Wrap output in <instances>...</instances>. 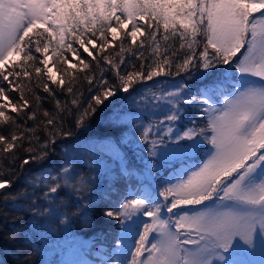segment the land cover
Instances as JSON below:
<instances>
[{"label": "snow or ice", "instance_id": "6c2138e0", "mask_svg": "<svg viewBox=\"0 0 264 264\" xmlns=\"http://www.w3.org/2000/svg\"><path fill=\"white\" fill-rule=\"evenodd\" d=\"M128 25L131 31L126 34L135 50L121 43L114 55L102 54ZM86 33L91 35L86 37ZM140 36L145 39L137 45ZM66 37L78 43L91 61L81 58L72 43L66 44ZM50 45L52 54L48 55ZM64 50L73 53L79 64L68 61ZM53 57L57 62L63 60L69 69L82 66L81 71H88L76 77L65 69L68 82L59 80L58 93L47 82L57 83L48 67ZM129 67L133 70L128 71ZM193 69H202V75L217 70L221 85L235 81L230 90L219 93L225 96L223 106H214L219 102L216 90L194 94L186 85L175 83V91L160 97L166 100L163 119L156 125H137L136 131L147 155L158 161L197 148L201 138L212 150L201 165L181 170L175 182L170 178L159 189H137L116 208L102 209L103 216L120 222L124 234L142 227L136 232L134 251L121 252L122 259L104 264H215L224 260L221 250L233 246L235 238L252 243L257 225L264 233V0H0V98L7 102L0 103V125H9L8 135L0 132V158L9 164V177L16 175L12 164L23 168L48 159L57 138L72 136L73 127H87L114 103L112 98L118 93L132 96L137 91L134 84L162 75L191 76ZM45 74L47 81L43 80ZM16 78H28L30 83H18ZM80 79L87 82L84 90L76 86ZM6 88L19 92L15 103ZM60 95L70 99L61 101ZM6 107L16 115L6 114ZM185 108L200 109L207 124L199 127L193 119V126L181 131L176 122ZM28 121H32L30 126ZM121 131L113 129L117 134ZM158 145L166 146L158 150ZM22 153L28 155L21 158ZM156 168V163L148 165V173ZM4 174L0 165V190L10 189L14 183ZM78 175L73 160L67 159L55 175L48 173L43 179L45 190L40 196L24 190L0 193V201L7 205L23 196L33 215L47 220L60 213L56 205L57 200L64 204L60 192L71 189L77 197L72 215L83 218L92 205L85 193L92 191L94 178L81 176L73 184ZM41 199L43 204L38 203ZM60 215L59 224L70 226L68 214ZM0 216L7 218L6 209L0 207ZM8 238L15 240L16 234L10 233ZM117 240L124 244L123 236ZM19 264L33 261L25 258Z\"/></svg>", "mask_w": 264, "mask_h": 264}, {"label": "trees", "instance_id": "16d2710c", "mask_svg": "<svg viewBox=\"0 0 264 264\" xmlns=\"http://www.w3.org/2000/svg\"><path fill=\"white\" fill-rule=\"evenodd\" d=\"M113 26H116L115 23ZM38 30L43 31L42 28H38ZM127 31H131V25L127 26L126 31L119 33V39L114 41L113 45L109 46L107 51L102 54L114 55L119 51L121 43L126 48L132 47L135 50L136 46L131 45V38L127 36ZM162 31L163 29H161ZM85 35L89 37L91 34L86 33ZM108 39H112L110 34ZM144 39L143 36H140L137 45ZM99 42L97 41L98 44ZM67 43H72L81 58L91 61V57H87L83 48L70 37H66ZM87 46L96 54L91 45ZM51 54L52 46L50 45L48 55ZM34 55L43 59L41 54L34 53ZM124 55L127 58L129 53L125 52ZM64 56L71 63L79 64L73 53L64 50ZM50 64L53 65L57 83L47 81L46 74L43 76V80L47 81L49 86L56 89L58 93L61 92L59 80L65 78L66 85L68 82L65 69L76 77H83L88 71L87 69L81 71L82 66L77 69H69L68 64L63 60L57 62L56 57H53ZM138 64L137 61V66ZM7 67L9 66L6 65ZM123 67L121 65L122 69ZM220 67L223 68V66ZM132 70L131 67L128 68V71ZM202 72V69L200 72L193 69L191 76H188L187 73L171 77L162 75L154 77L153 81L141 82L144 86L134 84L137 91L132 96H129L128 93H118L117 97L112 98L114 103L103 112H99L87 127H73L72 136L57 138L56 144L53 146L54 151L48 159L30 163L23 168H20L18 163L12 164L11 166L16 169L15 177L7 175L9 164L0 158V165L3 166L5 173L4 178L14 180L10 189L0 190V193L15 194L17 191L26 190L29 195L35 192L37 196H40L45 190L43 179L48 173L55 175L67 159L73 160L76 172L79 174L72 181L73 184H76L81 176L86 180L94 178L92 191L85 193L90 195L92 205L87 208L88 215L83 218H75L72 215L76 209L77 197L71 194V189L60 192V196L64 198V204L57 200L56 205L59 207L60 213L68 214L70 226L67 227L59 224V219L63 218L60 213H57L56 218L49 217L47 220L34 216L30 211L28 199L23 196L15 201L10 200L7 205H3V202L0 201V207L6 209L7 212V218L0 216V264H19L25 258L32 260L33 264H104L109 259L113 261L122 259L121 252L126 254L134 251L132 245L138 238L136 232L142 230V227H134L126 235L124 244L121 245L117 240L118 236L123 235L120 222L103 216L102 209L104 207L116 208L126 195L137 189L149 188V186L159 189L164 180L170 178L174 180L181 170L194 169L197 165H201L209 149V144L204 148L187 149V152L195 153L192 158L185 156L173 166L157 167L150 174L153 177L152 183L148 184L142 175V170L148 171V165L152 164L151 159L154 160V158L147 155L144 142L139 139L140 134L136 131V126L156 125L163 119L166 100H162L160 97L167 91H175L173 87L175 83L186 85L194 94L216 90L217 100L223 96L219 95L220 92L226 93L230 90V86L235 84V81H230L227 85H221L219 83L221 73L215 69L210 70L211 74L209 75H202ZM107 75L109 79L113 78L111 73H107ZM10 79L13 78L10 77ZM16 80L22 84L30 83L28 78H16ZM35 80L36 77L33 74L31 82L34 83ZM76 86L81 90L88 87L87 82L82 79L77 81ZM5 91L13 103L19 99V92H12L7 88ZM39 94L47 96V93L42 91H39ZM25 95L30 96L27 91ZM84 95L87 96L88 93L84 91ZM125 97L127 99H124ZM58 98L61 101L70 99L66 95H60ZM0 103L7 104L2 98H0ZM44 107L51 109L52 105L44 102ZM5 112L10 116L16 115L11 112L10 107H6ZM193 119L196 120L199 127H204L207 124V118L200 109L185 108L182 118L176 122V127H179L181 131L186 130L193 126L191 124ZM131 121L135 123H130ZM31 124L32 121H28V125ZM66 126L72 127L71 124ZM116 128L123 131L117 134L113 132V129ZM8 129V124L0 125V132L3 134L8 135ZM117 143L120 144L119 148L116 147ZM165 146L158 145V150H162ZM65 152L68 153L67 156H65ZM27 155V153H22L21 158ZM38 176L41 178L39 181L36 179ZM38 203L43 204L44 201L41 199ZM83 203L87 205L88 201L84 200ZM141 219L148 220L147 217H141ZM10 233L16 234L15 240L8 238Z\"/></svg>", "mask_w": 264, "mask_h": 264}, {"label": "rangeland", "instance_id": "374dc122", "mask_svg": "<svg viewBox=\"0 0 264 264\" xmlns=\"http://www.w3.org/2000/svg\"><path fill=\"white\" fill-rule=\"evenodd\" d=\"M49 68H52V66H49ZM52 74H53V69H52ZM224 98H225L224 95L220 96L218 100L219 102L216 103L214 106L222 107ZM208 144L209 143L207 142V140L202 139L197 148H204ZM208 147L209 149L206 152L207 154L203 162L208 158V154L212 150V146L210 144ZM194 155L195 153H193V151L187 152V149H185V151L181 153L179 156L172 157L170 159H165L162 161H158L156 158H154V160L151 159V163H156L157 167H162L163 165L173 166V164L183 159V157L187 156L192 158L194 157ZM142 175L143 177L146 178L148 184L152 183L153 177H151L148 171L142 170ZM173 182H175V180H173ZM205 203H210V202H205ZM194 207L202 208L203 206L201 205ZM127 223H131V221H127ZM126 235L127 234L123 233L122 235L123 239H126L125 238ZM221 255L224 257V260H216L215 264H225V261H227V264H264V233H260L259 225H257L256 233L253 236L252 243L250 244L245 243L243 240L237 237L233 240V246L229 247L227 251L221 250Z\"/></svg>", "mask_w": 264, "mask_h": 264}, {"label": "built area", "instance_id": "2783aa9c", "mask_svg": "<svg viewBox=\"0 0 264 264\" xmlns=\"http://www.w3.org/2000/svg\"><path fill=\"white\" fill-rule=\"evenodd\" d=\"M53 74L56 76V74L53 72Z\"/></svg>", "mask_w": 264, "mask_h": 264}]
</instances>
